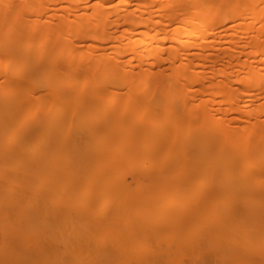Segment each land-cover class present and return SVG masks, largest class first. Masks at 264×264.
Instances as JSON below:
<instances>
[{
	"label": "bare ground",
	"instance_id": "obj_1",
	"mask_svg": "<svg viewBox=\"0 0 264 264\" xmlns=\"http://www.w3.org/2000/svg\"><path fill=\"white\" fill-rule=\"evenodd\" d=\"M66 1L85 6L77 7L73 20L43 29L38 25L43 14L39 1L0 0V13L15 16L9 23L11 43L4 48L7 57L1 63L10 72L0 82V109L10 116L9 127L22 126L27 117L28 126L35 125V110L46 105L41 117L47 128L40 135L49 136L59 125L55 116L62 111L68 85L70 100L80 103L72 111L82 112L85 125L94 112L83 101L91 99L105 103L115 115L116 127L121 117L131 114L143 118L144 129L137 133L118 129L111 147L115 152L104 151L97 158L108 169L101 186L91 171L97 155L91 147L85 146L81 157L71 153L59 160L51 174L59 199L34 194L30 185L20 182V168L33 172L37 161L43 163L47 144L27 143L21 152L31 154L25 157L15 145L0 147V156L11 155L16 163H10L12 172L0 159V244L7 246L0 264H264V252L249 257L243 250V242L252 236L249 230L264 227V154L259 155L256 144L264 140V120L233 125L200 107L198 113L205 120L199 131L204 135L202 147L209 149L215 132L221 138L215 139L216 150L195 155L197 146L178 138L188 132L182 131L186 117L168 121L155 110V100L170 99V107H163L166 112L176 106L188 114L199 101L237 104L235 112L249 119L261 117L260 106H247L264 94L259 85L264 75L259 68L242 75L235 66L247 65L242 56L248 54L247 48L259 50L263 31L257 29L256 40L246 48L237 44V34L248 35L250 27L231 24L257 16L258 10L249 12L243 0L60 3ZM53 38L63 41L55 48L56 59L41 72L34 51L51 52ZM235 41L234 47L223 45ZM77 42L81 44L76 47ZM83 54L86 60L81 64L69 58ZM63 55L68 57L57 59ZM219 62L223 68L217 67ZM80 71L83 78L76 83L72 74ZM50 73L57 74L53 86L47 80L41 83ZM24 74L27 80L22 84L16 79ZM250 83L254 85L232 90L233 85ZM40 86L46 90L36 94ZM208 92L212 95L207 98ZM175 125L180 130L173 138ZM127 134L142 141L130 142L120 154L118 143ZM227 143L230 152H221ZM254 169L263 172L255 175ZM122 173L129 177L121 178ZM129 178L136 179L137 186ZM208 181L210 186L201 188ZM234 194H239L240 205L249 207L244 216L253 219L249 227L243 226V216L233 211L231 202L224 203ZM253 237L250 245L260 250L264 233Z\"/></svg>",
	"mask_w": 264,
	"mask_h": 264
},
{
	"label": "rangeland",
	"instance_id": "obj_2",
	"mask_svg": "<svg viewBox=\"0 0 264 264\" xmlns=\"http://www.w3.org/2000/svg\"><path fill=\"white\" fill-rule=\"evenodd\" d=\"M41 3L42 6H40V11L43 12L42 17L39 20V28L46 29L47 27H52V25H57L61 23L62 21H66V19L73 20V13L77 9V7L85 6V3H71V2H63L60 3V0H37ZM135 1H143V0H135ZM245 7L249 12L251 10H258V14L255 17H243V19H240L231 23L232 25H235L236 23H242L243 22V29L244 27H250L247 32L249 34L247 35L245 31H243L242 34H237V44L249 46L250 43H252V40H256L255 37H257L258 32L257 29H262L263 34L260 36L259 39H261V46L259 50L255 48H247V55L242 56V59L248 60L247 65L245 66H235V71L240 72L242 75H245L250 68L251 69H257L259 68V71L261 74L264 75V0H243ZM82 4V5H81ZM36 6V4L34 5ZM68 6L69 8H66ZM73 6V7H72ZM150 7V6H149ZM45 8V9H43ZM153 9V8H152ZM25 10H23V17L26 20L27 16L24 15ZM50 11V12H49ZM52 14L53 16L49 15ZM15 20V16L11 12H5L0 13V26H2L3 35L0 38V82L4 81V78L10 77L9 70L5 68H1V63L6 59V53L4 52V48H7V46L11 43L9 41V30L11 28V25H9L10 22ZM60 25V24H59ZM58 27V26H57ZM53 28V27H52ZM252 31V32H251ZM224 38H222L223 40ZM53 48L51 52L49 53H43L39 48H37L34 51V58L36 60V63L39 66V69L41 72H45L46 67L50 62L54 61L57 56L55 54V48L61 44L63 39L60 38H53ZM81 42L75 43V46H80ZM38 45V44H37ZM224 46L234 47L236 45V41L232 43H224ZM237 47V46H236ZM251 50V53L249 51ZM78 52V51H77ZM184 56V54L182 55ZM67 55H63L61 57H57V59H63L67 58ZM71 60H73L76 64L83 63L85 59V54H83V57L78 58L75 55L69 56ZM74 63V64H75ZM226 65V64H225ZM219 68H223V63L219 62L217 65ZM72 77L74 81L77 83L80 78H83V73L80 72H74L72 74ZM71 77V79H72ZM57 78V74L50 73L49 77L44 79L41 78V83L44 80H47L48 83H51L52 86ZM55 79V80H54ZM70 79V80H71ZM20 83H24L27 80L26 74L23 76H20L16 79ZM15 81V82H17ZM80 82V81H79ZM12 86L16 87L17 85L11 84ZM253 83H250L248 85H233L232 90L234 91L236 88H248L250 86H253ZM260 86H264V81L259 83ZM68 85L64 88L65 91H67V97H64L65 99L63 101V108L62 111L55 116V119L59 122V125L57 129L49 136H41V132L45 130L47 127L45 120L41 117L44 112L47 110V106L43 105L38 107L35 110V116L38 118V122L33 126H28L27 122L29 119L26 118L24 121L25 124H22V126L11 129L9 127L10 123V116H8L6 113H2L0 109V147L3 146H10L12 148L13 145H15L19 151L18 154L21 157L28 156L31 154V152H21L22 148L27 143H35L37 141L41 142L43 145L47 144L48 147H46L47 151L45 156H43L44 161L42 164L38 162L37 160H34L31 164L33 165L34 162L37 161L38 164L34 171L32 172V169H29L28 172L25 171V167H21L20 170H22V174L20 175V182L25 183L27 185H30L32 187L33 193L37 192L39 195L43 196L46 199H59V195L55 193V189L53 186V182L55 180V177L51 174L52 171L58 166L59 160H64L69 156V154H74L76 157H81V150L87 146L91 147V150L94 151L97 155L95 156L92 164L91 171L95 173V180L97 182V186H101L103 177L108 169L104 167L103 163H99V157L100 153L104 151L111 150L112 152H115L114 149H111L112 143L115 144V137L118 135V129L120 127H124L125 131L127 132L132 129L133 133H137L138 131H141L144 129V122L143 118L141 116L126 114L125 116L120 118V127H116L114 125V114L110 110H106L107 107L105 103L102 101H91V99H87L83 101L84 105H90L93 106V112L94 114L88 116L86 120V125L83 119L82 112L80 113H74L72 111L73 106H79V102L70 100L68 96ZM67 89V90H66ZM36 94L43 93L46 88L45 86H40L38 89H35ZM167 97L171 95L169 91H166ZM212 93L208 92L206 94V97L208 98L211 96ZM171 98V96H169ZM157 104H155V110L158 112V115L160 117H163L164 120L169 119H175L178 117H186L182 120V123L184 125V130L182 131H188L181 134L178 138L185 139L187 142L193 144L194 146H197V149L195 150V155L198 154H206L208 150H216L217 149V143L215 139L221 138L217 137L219 132H215L214 135L211 136L209 139L210 142L208 144H211L209 149L203 148V140L204 135L200 133L199 131L202 129V126L204 125V117L198 113V110L200 107L204 106L207 109L212 110V112L215 114L216 120H223L228 121L229 123H233L235 125L237 122H241L244 125H248L250 122H254L257 120H264V94L259 97V99L256 102H251L247 106V108H250L252 106H260L263 110L262 116L258 119H249L247 118L248 115L244 113L235 112V107H237V104H227V103H204L205 105L201 104L199 101H195L193 105L191 106V112L188 114L186 112H179L176 106L173 107L172 110L169 112H166L163 107L168 106L172 101L169 100H155ZM8 106H12V103H7ZM170 107V106H168ZM105 112H104V110ZM100 112H102L101 116H99ZM164 113V114H162ZM226 113V114H225ZM169 118V119H166ZM236 118V119H235ZM85 125V126H84ZM132 125V126H131ZM127 126V127H126ZM179 127L175 125L174 130L171 131V135L173 138H176V135L179 134ZM129 133V132H128ZM138 135L130 136L127 134V138L123 137L118 143L117 151L120 154H123L126 152V145L130 144V142L134 141V143H139L142 141L141 137H137ZM139 138V139H138ZM124 139H127L124 141ZM263 137L259 139V141L256 142V144L259 145V155L263 156L264 154V140L262 141ZM139 141V142H138ZM176 141V140H175ZM116 146V145H115ZM230 144H225L222 147H220V151L223 153H229L230 152ZM114 150V151H113ZM98 158V159H97ZM0 159L3 163L6 164H16L15 161L11 158V155H1ZM124 163L123 160L119 161L120 167ZM13 164H10L9 171L14 172V168L12 167ZM100 164V165H99ZM99 165V166H98ZM97 168H100L98 171ZM147 168V166H146ZM255 175L260 174L263 172L260 169H254L252 170ZM121 178L129 177V175L122 173L120 175ZM129 181L132 182L133 186H137V180L129 178ZM210 181L204 183L201 185V188L209 187ZM264 191V185L262 186ZM100 189V188H99ZM252 193H255L253 191ZM243 199H245V196L243 195ZM193 200L187 201L186 204H191ZM227 202H231L233 205V211L236 212L238 215L243 216V226L249 227L250 224L253 223V219L246 218L244 216L247 215L249 211L248 206H243L239 204V194H234V196L228 197L224 200V203L226 205ZM262 215H264V211H262ZM241 219V218H240ZM252 233V236H248L247 240L243 242V250H245V254L247 256H252L253 252H264V246L260 248V250L255 249L253 246L250 245L251 240L254 238L253 235H258L260 232L264 233V227L261 229H251L249 230ZM7 251V246L0 244V255L5 254ZM219 264V263H218ZM258 264V263H253Z\"/></svg>",
	"mask_w": 264,
	"mask_h": 264
}]
</instances>
